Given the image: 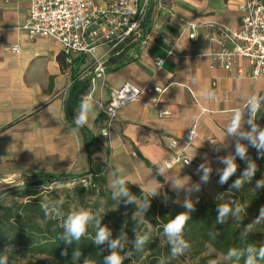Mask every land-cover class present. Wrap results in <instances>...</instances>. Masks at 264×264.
Instances as JSON below:
<instances>
[{"label":"crops","instance_id":"crops-1","mask_svg":"<svg viewBox=\"0 0 264 264\" xmlns=\"http://www.w3.org/2000/svg\"><path fill=\"white\" fill-rule=\"evenodd\" d=\"M242 1L153 0L137 56L108 64L104 84L97 81L92 99H86L91 88L88 56L73 54L61 67L58 42L50 37L29 40L20 29L30 0H0V172L92 171L104 173L107 183L108 175L114 178L116 186L118 177L158 202L165 200L166 191L182 205L196 203L203 194L215 200L227 182L225 173L237 169L240 159L260 144L255 125L260 105L255 109L253 102L264 93V77L249 78L246 60L240 61L241 78L211 65L202 25L220 22L238 28ZM187 20L202 25L196 41L188 37ZM14 44L20 46L18 53L10 51ZM170 50L174 55L168 57ZM157 57L165 58L158 69ZM73 73L88 79L72 112L74 124L65 113ZM125 82L170 84L160 106L170 115L159 117L155 107L128 103L118 111L109 144L99 135V102L108 100L110 87ZM150 99L144 95L145 101ZM194 122L198 136L186 149L191 163L164 167L163 159L171 154L166 142L183 137Z\"/></svg>","mask_w":264,"mask_h":264},{"label":"trees","instance_id":"trees-1","mask_svg":"<svg viewBox=\"0 0 264 264\" xmlns=\"http://www.w3.org/2000/svg\"><path fill=\"white\" fill-rule=\"evenodd\" d=\"M152 6L153 1L145 24ZM139 48V43L132 42L118 46L105 64L121 63L127 56L134 58ZM58 60L63 68L69 64L64 55ZM72 80L65 113L74 124L72 112L88 79L79 80L73 73ZM261 112L259 109L255 112V125L264 135V120L258 118ZM89 173L92 175L88 177ZM263 175L264 152L255 149L227 175V182L215 200L203 194L196 203L182 205L172 200L169 191L165 200L158 202L118 177H115L117 188L111 189L106 186L104 173L31 172L27 177L35 181L0 194V264H17L27 255H43L59 264H180L171 256L177 250L188 255L191 264H264ZM78 177L85 181L62 189L51 190L47 186L55 180ZM41 182L46 183L45 188ZM226 191L229 194L225 196ZM224 207L228 211L222 216ZM80 215L87 219L83 233L77 238L69 225ZM181 216L185 220L180 231L170 234L168 225ZM154 228L164 234L165 245L153 236ZM209 248L226 261L204 255Z\"/></svg>","mask_w":264,"mask_h":264},{"label":"built area","instance_id":"built-area-1","mask_svg":"<svg viewBox=\"0 0 264 264\" xmlns=\"http://www.w3.org/2000/svg\"><path fill=\"white\" fill-rule=\"evenodd\" d=\"M152 1L102 0V3H97L94 0H30L20 29L25 31L29 40L35 37L54 39L60 44L68 63L73 54L88 56L86 70L91 74V88L85 98L92 99L95 83L100 81L104 84L107 72L105 61L111 51L128 42L139 43ZM161 1L157 0V3ZM237 8L240 24L236 29L220 22L202 24L207 29L210 43V63L214 67L233 71L237 78H241L244 70L240 61L246 60L250 65L249 78L264 77V0H243ZM202 25L194 20L185 22L190 40H198V28ZM10 51L18 53L20 46L14 44ZM173 55L172 50L168 51V57ZM164 61V57H157L156 68H160ZM169 85L137 86L125 82L119 87H110L108 100L99 102L103 113L100 137L110 144L118 111L131 102L155 107L159 117H168L170 111L160 106ZM144 95H149L151 99L145 101ZM253 104L255 109L259 107V103ZM256 134L260 140L259 149L264 152V135L260 132ZM197 136L198 125L194 122L183 137L170 138L165 146L171 154L163 159V166L171 168L177 164L189 165L191 160L186 155V149ZM91 175L87 174L88 177ZM84 181V178L81 179V182Z\"/></svg>","mask_w":264,"mask_h":264},{"label":"rangeland","instance_id":"rangeland-1","mask_svg":"<svg viewBox=\"0 0 264 264\" xmlns=\"http://www.w3.org/2000/svg\"><path fill=\"white\" fill-rule=\"evenodd\" d=\"M260 108L259 110H261V114L259 115V119H263L264 120V93L262 95H260L259 99L257 100ZM33 172H42V171H33ZM45 173V172H44ZM68 173H73V174H77L74 172H57V174H68ZM30 174V172H21V171H17V172H0V194H2L3 192L7 191L10 188H13L17 185H23L25 183H29L32 181H35L36 179H31L30 177H27ZM56 174V175H57ZM262 178H264V175L262 176ZM261 178V179H262ZM64 178L60 179V180H55L53 182H49L47 184V186H49V188L55 189V188H61L62 187H72L73 185H75L77 182H81V179H83L82 177H78L76 180H63ZM42 187L45 188L44 184L46 185V183L41 182ZM231 184H229V186H231ZM107 187L111 188V189H116L117 186L115 185V180L114 178H111L108 175V183L106 185ZM225 196L229 194L228 191H226ZM256 220V219H255ZM257 221V220H256ZM148 227L151 228V225H148ZM157 228H154V233L153 236L156 237L158 239V243H160L161 245H165L167 243V240L164 238V234L162 233H157L156 232ZM174 249H176V247H174ZM204 255H208V256H212L215 259L225 262L226 259L225 257L217 254L214 252L213 249L209 248L204 252ZM171 256L180 264H191V260L189 259V256L184 254L182 251L177 250V252H172ZM17 264H59V263H52L48 257L40 255V256H36V255H27L23 258H21Z\"/></svg>","mask_w":264,"mask_h":264},{"label":"clouds","instance_id":"clouds-1","mask_svg":"<svg viewBox=\"0 0 264 264\" xmlns=\"http://www.w3.org/2000/svg\"><path fill=\"white\" fill-rule=\"evenodd\" d=\"M81 119H83V116L81 117ZM232 171V169H229V172L225 173V179L227 178V175ZM228 208L224 207L221 209V215L223 216L225 213H227ZM87 217L85 215H80L77 216L75 218H73L71 220V223L69 225L70 231L77 237L79 238V236L83 233L84 231V224L86 221ZM185 220V217L181 216L179 217L175 222L171 223L168 225L167 227V231L170 234H174V233H178L183 225V222ZM101 240L104 239V233L101 232L100 233V237ZM262 255H264V249L261 250ZM115 260V258H113Z\"/></svg>","mask_w":264,"mask_h":264}]
</instances>
